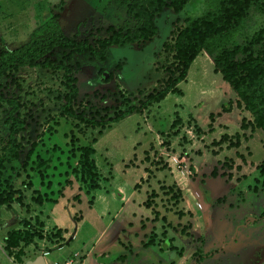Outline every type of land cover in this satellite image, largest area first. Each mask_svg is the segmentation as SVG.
Returning a JSON list of instances; mask_svg holds the SVG:
<instances>
[{
	"label": "rangeland",
	"instance_id": "obj_1",
	"mask_svg": "<svg viewBox=\"0 0 264 264\" xmlns=\"http://www.w3.org/2000/svg\"><path fill=\"white\" fill-rule=\"evenodd\" d=\"M216 4L217 0H189L177 14L168 7L163 8L153 18L156 35L150 41L110 47L103 61H95L86 53L65 59L68 51L55 49L48 59L69 66L76 79L77 95L72 110L86 117L95 115L97 119L110 118L115 110L123 111L126 106H138L146 94L163 87L168 71L172 70L171 43L177 30L213 10ZM106 26L121 30L133 27V22L124 16L123 0H0V51L17 48L32 39L42 40L56 29L68 37L77 33L78 40L91 42L104 36ZM260 29H264V13L252 7L234 32L209 42L197 54L194 63L189 65L187 81L184 79L176 87L181 90V97L171 94L144 109L145 112L140 110L124 116L99 134V129L82 125L75 128L71 119L58 117L63 95L60 71L21 68L1 78L0 93L17 100L20 105L17 113L25 126L17 135L18 160L0 170V192L11 188L18 190L22 197L21 205L12 203L0 207V264H24L40 255L46 261L53 255L61 261L69 257L68 249L81 245L79 239L86 225L80 228V219L86 224L93 213L89 200L107 197L111 192L115 195L117 191L124 196L131 195L137 204L151 190L156 193L154 207L159 214L164 213L165 206L169 207L166 217L169 239L175 248L169 251V264H196L192 254L197 250L207 255L198 264H264V218H259L264 211V186L261 185L264 176L259 177L252 165L233 161L232 149L224 147L225 144L218 149L222 152L217 158L221 163L232 160V165L229 161L223 167L215 165L210 152L217 148L209 140L221 133L219 124L234 123L232 114L225 112L219 118L214 117L212 134L201 137L210 133L207 117L215 116L220 106L231 100L225 90L233 94L225 83L218 81L212 56L221 49L246 44ZM199 62L203 67L201 74L194 67ZM108 76L110 79L103 81ZM5 111L6 107L0 105V149L7 135ZM177 114L182 123L174 136L169 125ZM184 130H189V139ZM70 131L79 144L93 149L94 182H98L99 188L88 190L87 194L88 185L78 182V166L74 161L73 168L65 164L64 137ZM31 145L32 155L25 167H21ZM262 156L263 149L256 144L250 161L260 163ZM40 158H48L49 164L39 165ZM140 159L141 165L146 166L143 171L133 164ZM213 168L217 176L211 178L209 173ZM228 174L230 178L226 177ZM175 180L176 183L185 181L181 184L184 200L172 207L170 201L165 202L160 187L178 189ZM28 183L30 187L26 186ZM34 190L56 202L37 207L31 202ZM177 210H184L181 218L174 214ZM141 212L147 213L142 209ZM74 216L80 219H73ZM24 223L38 231L44 242L33 239L31 244L20 247V254L16 255L15 249L7 255L2 251L6 232L22 230ZM53 223L62 231L65 243L61 251L48 256L46 248L61 241H52L55 239ZM113 233L111 230L110 237ZM85 236H82L83 243Z\"/></svg>",
	"mask_w": 264,
	"mask_h": 264
},
{
	"label": "trees",
	"instance_id": "obj_2",
	"mask_svg": "<svg viewBox=\"0 0 264 264\" xmlns=\"http://www.w3.org/2000/svg\"><path fill=\"white\" fill-rule=\"evenodd\" d=\"M189 0H123L124 16L127 20L133 22L131 29H115L112 26H106L104 36L96 38L91 42L86 39H77V33L71 36L63 35L58 29L53 30L49 35L42 40H34L11 50L0 51V79L8 76L21 68H37L48 69L51 71L61 72V83L63 95L61 97L62 104L59 107L58 117L71 119L75 125H82L89 129H99L98 134L110 124L120 121L124 116L131 113H139L152 104H156L164 99L167 94H175L180 96V91L176 85L185 79L186 72L191 62L195 59L201 50L206 49V45L211 41H217L234 32L244 20L250 8L256 7L264 13V0H217L216 7L213 10L205 12L198 18L188 21L183 28L177 30L171 43V67L168 71V76L164 81L161 89L151 91L144 96L142 102L138 106H126L125 110H115L112 117L100 116L97 119L93 116H84L81 112L72 110V105L77 95L75 86L76 79L71 75L70 68L60 62L55 63L48 59L55 49L68 51L65 59L69 55H80L86 53L95 61H103L110 47H124L129 45H139L150 41L156 35V28L153 23L155 18L163 8L168 7L173 13H179ZM213 71L220 76L229 89L235 95L234 106L241 109L250 116V121L245 123L240 121L239 129L249 131L258 130L262 133V149L263 157L260 163L256 166L259 177L264 176V29L257 31L253 37L243 45H234L230 48L221 49L212 56ZM175 74V76H174ZM110 76L106 80L108 81ZM0 105L6 107L5 123L7 124V135L4 146L0 149V170L5 165H10L18 160L19 146L17 143V135L24 129V121L18 116L20 107L17 100L11 97H4L0 93ZM231 108V102H226L220 106V112H228ZM105 111V108L103 109ZM212 115L208 116L211 119ZM180 126V119L176 116L171 121L169 129L175 136L177 127ZM76 128V127H75ZM210 131V127L208 126ZM199 131L198 128H195ZM65 139V164L74 167L71 163L78 166V182L88 185L85 193L97 190L98 182H94L96 178V166L94 165L93 149L88 146L79 144L78 138L73 132H69ZM73 136V138H70ZM239 136L234 134L230 138L226 135H221L216 142L212 141L211 146L218 147L225 144L226 148H237L239 145ZM92 140L91 142H93ZM33 145V144H32ZM26 152L24 161L21 167H25L27 160L32 155L33 146ZM77 145V146H74ZM60 152V150H59ZM36 156L37 154H35ZM48 159V158H47ZM46 158H40L39 163L43 166L48 165ZM224 160L220 166L223 167ZM231 166H229V169ZM238 169V168H237ZM43 175L42 173H40ZM39 174V175H40ZM38 175V176H39ZM224 174H221L223 176ZM209 176L216 177V169L213 168ZM227 178L231 176L226 175ZM261 185L264 186V180ZM30 187V184H26ZM161 188L163 195L166 197L165 202H171L172 207H176L181 201V194L178 189L173 186ZM35 191V190H34ZM34 197L31 202L37 207L46 204H54L56 200L40 196L37 191L34 192ZM156 193L151 190L142 202V207L150 209L153 216V221L159 217V213L154 211V199ZM75 201H79L74 197ZM92 201L89 200V202ZM88 202V204H89ZM22 204V197L18 190L9 188L4 192H0V207H8L10 204ZM165 211L166 210L164 208ZM178 218L182 217L181 211H176ZM188 214V213H187ZM259 218H264V211L259 214ZM73 219L79 220V216H74ZM163 224H166L165 218H158ZM22 230H10L6 232L3 238L2 251L7 255L12 250H17L16 255L20 254V247L27 246L32 243L33 239L41 240V234L38 231H33L29 224L24 223ZM41 227V224H38ZM62 233L57 229L54 236L58 237ZM164 237V233L160 234ZM153 243V236L142 244L146 248ZM167 250L175 251L171 245V240L167 242ZM195 263H200L207 255L201 254L200 251H195L193 254ZM18 261V258H16ZM123 260V258H119Z\"/></svg>",
	"mask_w": 264,
	"mask_h": 264
},
{
	"label": "crops",
	"instance_id": "obj_3",
	"mask_svg": "<svg viewBox=\"0 0 264 264\" xmlns=\"http://www.w3.org/2000/svg\"><path fill=\"white\" fill-rule=\"evenodd\" d=\"M194 67L199 72L198 74H201L203 72V67L200 62L195 64ZM187 76H188V70L184 81H187ZM218 77H219L218 81H221L219 75ZM219 86H221V88L223 87L221 84ZM179 91L181 93L180 95L181 97L182 92L181 90ZM225 93L231 99L228 101L231 102V108L227 114H232V116L234 117V123L230 124L225 122L224 124H219L218 128L221 130V133H218L219 136L216 139H212L209 141L210 143L212 141L216 142L221 135H226L228 138H230L234 134H237L240 137L239 145L235 149L230 148V150L232 149L233 156L235 157L233 161H239L241 165L243 164L247 166L252 165L253 168H255L257 166V163L259 162L253 163L250 161L251 153L253 148H255L256 144H259V146L261 145L262 147L263 135L258 130H254L250 132L249 129L246 130L239 129L240 121L243 119L245 123H247L250 121V116L248 113L242 111L241 109L235 108L233 103L235 101L234 93L230 94L227 90H225ZM218 94L224 96V93L219 92ZM169 95L171 94H167L164 97V99H166V97H168ZM213 95H215V93H213ZM143 111L145 112L146 110ZM221 114H226V113H222L219 111L218 113L215 114V116L211 114L212 115L211 119L207 117L209 120V124L207 126L210 127V133L207 135H201V137L208 138V136L212 134L211 131L214 130L212 128L213 119L214 117L219 118ZM177 117L181 119L180 120V125H181L182 118H180V115L178 114ZM189 117L192 119L193 125H196L195 120L190 115ZM179 127L180 126H178L176 129L177 131ZM184 131L186 133L184 134L186 135V139H189L187 137L189 130H184ZM223 146L226 147V145ZM216 148L217 151L215 150V152L212 153L210 152V154L213 156V158H215V165L216 164L220 165L221 162H219V159L217 157L222 152L218 150L222 148V145ZM242 149L245 150L242 151ZM142 153H145V151L143 150ZM142 159L138 160L137 162H134L133 164L134 167L140 166V169H142L143 171V169H145L146 166L141 165L140 162ZM234 165L237 164L234 163ZM166 167L168 166L166 165ZM184 182H185L184 180H181L178 182L179 183L178 184L176 183L175 180V184H174L180 191L181 201L184 197L181 190V184H183ZM143 201L134 204L131 195L124 196L122 194H119V192L117 191L115 192V195L111 192L110 195H108L107 197L106 196H97L96 198L93 197L91 206L89 207V209L93 208L92 210L93 213L92 215H90L88 222L84 224L83 219H80L79 217V219L82 221V225H81V221L78 223V225H81L80 228L86 225L84 230L82 231L83 232L82 236L83 234L86 235L84 237L85 242L84 243L82 242V236H81V238L79 239V242L81 243L80 247L76 246L75 248H70V250L68 249L67 251L69 257H67L66 255L67 258L61 261H57L60 258L54 256L53 254L58 251H61L65 243L63 239V234L61 233L58 237H55V239L52 240V241L61 240L57 242L56 245H53L56 247L54 249H52L53 246H50L51 248L50 247L46 248L48 250L47 255L48 256L53 255L52 259L46 261L45 258L40 255L42 257L44 264H62L67 260L71 261L73 264H169V250H167V246H168L167 242L169 241V227L163 224L158 219L163 216L165 218L166 224H169L168 218H166L168 217L167 215L169 214V211H165L163 208L162 210L164 213L160 212L159 217L153 221L151 210L142 207ZM100 203L102 204L100 205ZM115 203L117 204L115 205ZM94 207H96V209H94ZM141 209L147 213L141 212ZM157 209L158 208L154 207V211H157L159 213V210ZM165 209L169 210V207L165 206ZM181 212L185 213L184 210H181ZM117 222H120L118 224V227L116 229L115 228L112 229L113 225ZM52 228H54V232L57 229H59L54 223L52 224ZM111 230L114 231V233L110 237ZM161 233H164V237L160 236ZM150 236H153L152 245L146 248L142 247V244L145 243ZM40 241L44 242V239ZM119 258H123V260L120 261Z\"/></svg>",
	"mask_w": 264,
	"mask_h": 264
},
{
	"label": "water",
	"instance_id": "obj_4",
	"mask_svg": "<svg viewBox=\"0 0 264 264\" xmlns=\"http://www.w3.org/2000/svg\"><path fill=\"white\" fill-rule=\"evenodd\" d=\"M24 264H44V262L41 256H37L30 261H26Z\"/></svg>",
	"mask_w": 264,
	"mask_h": 264
},
{
	"label": "built area",
	"instance_id": "obj_5",
	"mask_svg": "<svg viewBox=\"0 0 264 264\" xmlns=\"http://www.w3.org/2000/svg\"><path fill=\"white\" fill-rule=\"evenodd\" d=\"M62 264H72V262H71V261H65V262L62 263Z\"/></svg>",
	"mask_w": 264,
	"mask_h": 264
}]
</instances>
